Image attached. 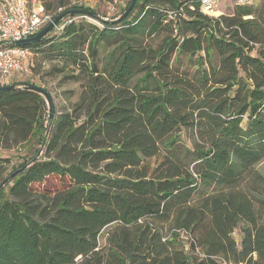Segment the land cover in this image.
Segmentation results:
<instances>
[{
    "label": "trees",
    "instance_id": "obj_1",
    "mask_svg": "<svg viewBox=\"0 0 264 264\" xmlns=\"http://www.w3.org/2000/svg\"><path fill=\"white\" fill-rule=\"evenodd\" d=\"M80 1L33 0L91 13L24 45L70 68L76 101L49 119L0 92V147L32 152L6 176L0 158V264H264V0H135L118 21Z\"/></svg>",
    "mask_w": 264,
    "mask_h": 264
},
{
    "label": "rangeland",
    "instance_id": "obj_2",
    "mask_svg": "<svg viewBox=\"0 0 264 264\" xmlns=\"http://www.w3.org/2000/svg\"><path fill=\"white\" fill-rule=\"evenodd\" d=\"M32 1L33 0H30L31 3ZM127 1L128 0H116L113 4H108L98 2L96 0H82L79 3L87 9L96 11L104 20H114L117 18L115 16L126 6ZM218 10L219 12L215 13L216 17L219 15H229L233 11V4H219ZM49 14L51 15L52 12ZM81 19L101 27L100 22L92 18H75V20ZM57 33L58 30L55 29L50 36L56 35ZM161 39L162 35L155 36L152 40L153 45H158ZM179 60L178 64H183L185 67L188 66L187 59L185 57H180ZM70 75H74L70 72V68L62 69L61 62H59V60L47 59L41 53L34 52L31 74L23 76L19 79L47 88L51 92L55 108L60 110L75 102L81 89V81L70 78ZM31 153V149L27 148L25 145H17L8 149L0 147V158L3 160L1 162L2 174L6 176V174L9 173L13 167L30 156ZM41 153L40 149L36 157L40 156ZM256 169L264 174V159L256 165ZM106 231L107 229H104L99 236L100 245L105 243ZM233 236L236 240L239 239V229L234 231Z\"/></svg>",
    "mask_w": 264,
    "mask_h": 264
},
{
    "label": "built area",
    "instance_id": "obj_3",
    "mask_svg": "<svg viewBox=\"0 0 264 264\" xmlns=\"http://www.w3.org/2000/svg\"><path fill=\"white\" fill-rule=\"evenodd\" d=\"M259 0H199L202 13L215 16L219 4H245ZM51 15L39 2L0 0V86L26 82L19 78L31 74L33 54L24 46H9L12 41L32 37L51 21ZM71 19L56 25L61 30ZM181 234L183 231L177 230ZM221 264H233L221 259ZM240 264V263H238Z\"/></svg>",
    "mask_w": 264,
    "mask_h": 264
},
{
    "label": "water",
    "instance_id": "obj_4",
    "mask_svg": "<svg viewBox=\"0 0 264 264\" xmlns=\"http://www.w3.org/2000/svg\"><path fill=\"white\" fill-rule=\"evenodd\" d=\"M135 4V0H130L129 5L126 7V9L123 11V13L117 17L116 19H114L113 21H118L120 19H123L129 12L130 10L133 8ZM73 13H82V14H87L89 15L91 12L86 10V9H69L66 11H63L62 13L58 14L54 19H52L47 25H45L44 27H42L37 33H35L32 37L24 39V40H19V41H12L10 42L8 45L9 46H24L27 44H31L37 40H39L43 35H45L50 29H52L53 27L56 26V24L58 23L59 20H61L63 17L73 14ZM3 45V43H0V46ZM13 89H27V90H31L34 92H37L38 94H40L46 101L47 105H48V117L49 119H52L55 109H54V103H53V99L51 94L47 91V89H45L42 86L39 85H35L32 83H28V82H21V83H15V84H11V85H4V86H0V92L3 91H10ZM26 165H24L25 167ZM17 171H15L14 173L11 174L14 175ZM5 183V181H3L0 184V187L3 186V184Z\"/></svg>",
    "mask_w": 264,
    "mask_h": 264
}]
</instances>
